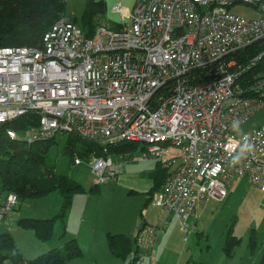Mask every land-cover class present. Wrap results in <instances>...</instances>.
Instances as JSON below:
<instances>
[{"label": "built area", "instance_id": "1", "mask_svg": "<svg viewBox=\"0 0 264 264\" xmlns=\"http://www.w3.org/2000/svg\"><path fill=\"white\" fill-rule=\"evenodd\" d=\"M242 4L245 13L232 9ZM111 9L129 23L97 24L87 34L62 14L38 46L0 45V123L30 111L39 117L24 131L30 140L74 132L97 141L100 154L73 158L96 183L126 159L110 147L138 143L131 158L166 170L153 202L184 225L197 201L225 199L234 178L264 191V122L243 134L232 129L264 106V97L245 93H263L264 76L242 88L230 58L264 41V0H139ZM245 142L251 150L233 164ZM16 202L15 193L6 195L0 219ZM135 229V257L150 258L153 228L138 221Z\"/></svg>", "mask_w": 264, "mask_h": 264}, {"label": "rangeland", "instance_id": "2", "mask_svg": "<svg viewBox=\"0 0 264 264\" xmlns=\"http://www.w3.org/2000/svg\"><path fill=\"white\" fill-rule=\"evenodd\" d=\"M138 1L102 0L103 12L92 18V24L114 27L129 23L127 18L122 17L118 11H112L111 7L117 4L132 9ZM84 7L85 0H65L62 10L65 16L74 18L75 24L82 28ZM245 7L242 4L232 9L237 13H245ZM262 122L264 106L240 123V128L243 132L249 131ZM65 140L66 134L57 132L48 145L47 158L48 163L54 167V174L68 175L81 185L82 189L75 191L70 197V204L63 206L64 197L57 190L21 200L17 197L13 208L0 219V231H10L17 251L24 258H33L35 254L32 247L38 246L41 241L32 229L19 225L18 218L53 217L51 235L55 238L63 228L71 225L77 230L80 214L91 212L98 228L106 224L112 228L120 221V227L134 232L138 221L153 228L155 240L152 256L137 259L134 250L130 249L124 257L117 255L125 259L126 264H185L187 258L203 264H259L264 250V191L247 178H234L222 201L209 199L204 204L197 201L193 212L184 220V225L175 214L168 213L153 202L151 194L155 193L154 189L158 184L155 171L152 172L155 168L154 161L126 157L115 178L96 183L94 173L85 162L74 164L72 157L64 153ZM118 153L115 152L117 155ZM136 153L137 151L132 156ZM227 233L236 237L229 253L224 248ZM133 240L131 238L134 245ZM64 244L61 245L63 250ZM107 247L109 254H113L108 242ZM138 249L145 251L143 247ZM71 264H80V261L75 259ZM96 264H101V260Z\"/></svg>", "mask_w": 264, "mask_h": 264}, {"label": "trees", "instance_id": "3", "mask_svg": "<svg viewBox=\"0 0 264 264\" xmlns=\"http://www.w3.org/2000/svg\"><path fill=\"white\" fill-rule=\"evenodd\" d=\"M65 0H0V45H39L44 31L63 14ZM103 12L102 0H85L82 13V28L85 33L93 32L95 26L92 18ZM73 21L74 18L70 17ZM86 26V27H85ZM118 26V25H117ZM230 58L235 60L233 67L237 70V81L242 88H247L255 79L264 76V41H257L234 52ZM245 93L264 97V92L254 90ZM38 114L26 112L15 118L0 123V203L10 192L15 193L18 200L41 196L57 190L64 197V207L70 204L72 194L82 189L80 183L65 174H54V167L48 163V145L54 136L40 140H30L24 134L26 129L36 126ZM13 129L16 137H10L6 130ZM66 140L64 153L72 159L75 155L84 157L90 153L100 154L98 142L82 139L74 132H64ZM141 145L135 142H123L109 148V154L129 157L139 151ZM158 177L155 189L162 184L166 172L158 166ZM157 175V173H156ZM161 176V178H159ZM161 183V184H160ZM23 228L32 229L40 240H48L51 236L53 217L36 218L21 217L17 219ZM236 237L227 233L224 248L230 252ZM108 246L112 252L125 256L131 241L121 234H108ZM63 247H53L33 258H24L17 251V246L10 231H0V264L6 261L11 264H63L69 259L79 256L81 251L74 239L67 240ZM259 264H264V251ZM135 256V255H134ZM134 259V257H133ZM189 264H203L201 261H190Z\"/></svg>", "mask_w": 264, "mask_h": 264}, {"label": "crops", "instance_id": "4", "mask_svg": "<svg viewBox=\"0 0 264 264\" xmlns=\"http://www.w3.org/2000/svg\"><path fill=\"white\" fill-rule=\"evenodd\" d=\"M146 161H153V160H146ZM154 163L155 164L153 163L152 164L155 166V168L153 169L152 172L155 171V175L157 173L156 177H158L159 172L156 166H159V165L155 161ZM115 176L113 178H115ZM159 178H161V176ZM262 206L264 207L263 204ZM78 223H79V227L77 230H75L72 225L69 228L67 227L63 228L62 232L59 233L58 235L60 239H56L58 237L53 238L52 235L50 236L48 240H45V241L39 239L41 241L40 244L36 247H32L34 250V254H35L33 255V257H35L36 255L42 252L49 250L50 248H53V247L59 248L61 247L62 243H65L67 240L74 239L80 248V251H81L80 256L73 258V259H69L63 264H71V261L75 259L79 260L80 264H96L99 260H101V264H105V262H108V264H126L125 259L123 258L121 259L119 258V256L117 257V255H115L114 253L109 254L110 252L108 250L107 241H106V236L108 234H121V235L128 237L130 241H131V238H133L134 245L131 241L130 249L134 250V255L136 254V251H137V246H136L137 244L135 241L136 229L134 232V231H131V229H125V228L120 227L122 226L121 221L117 223L118 224L117 226L112 227V228L107 227V224L105 226L98 228L95 225V216L91 212L81 213ZM190 261L191 260L187 258L185 264H189ZM5 263L11 264V262H7V261Z\"/></svg>", "mask_w": 264, "mask_h": 264}, {"label": "clouds", "instance_id": "5", "mask_svg": "<svg viewBox=\"0 0 264 264\" xmlns=\"http://www.w3.org/2000/svg\"><path fill=\"white\" fill-rule=\"evenodd\" d=\"M232 129L234 132L238 133V134H243V130L240 128V122L239 121H233L232 123ZM245 140H246V137H245ZM252 148V145L251 144H248L247 142H245L241 148H240V152L233 156L231 158V162L233 164H238L242 158V154L245 153L246 151H250Z\"/></svg>", "mask_w": 264, "mask_h": 264}]
</instances>
